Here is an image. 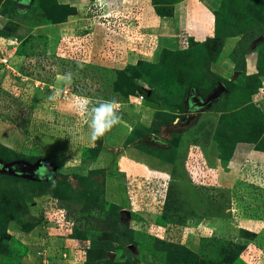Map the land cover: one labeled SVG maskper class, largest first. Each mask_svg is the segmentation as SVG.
<instances>
[{"label": "rangeland", "instance_id": "374dc122", "mask_svg": "<svg viewBox=\"0 0 264 264\" xmlns=\"http://www.w3.org/2000/svg\"><path fill=\"white\" fill-rule=\"evenodd\" d=\"M96 1L100 2L102 8L104 5H112L105 0ZM71 2L74 3L72 0L68 3L59 0H0V30L3 29L5 34L0 32V37L15 36L19 41L15 52L11 51L14 49L13 46L0 41V57L4 55L5 49H9L11 62L14 67H18L21 74L18 77L15 73L14 75L2 73L0 65V163L16 160L36 163L44 159L52 169L51 173L45 171V175L49 177L48 181L45 178L41 181L33 180L0 169V264H63V258L57 254L58 249L53 251L48 243L39 242L40 229L37 228V233H33L35 226L44 224L43 222H50L48 226L57 229L61 234L69 233L67 229H60L57 222L53 221L56 218V211L62 219L72 217L73 221L76 216L79 221L77 225L83 223L85 227L89 224L88 229L97 228L85 232L84 235L85 238L89 237L88 241L93 246L89 252L88 249L86 250L89 258L86 264L112 263L113 261L109 259L111 255L118 260L115 264H166L155 261L159 259L158 255L151 251L154 248L155 237L185 244L194 251L192 264H230L234 255L238 253L239 257L244 256L246 264H264V227H262L263 232L261 231L260 234L253 232L256 235L253 239H249L241 232L245 229V224L242 223L244 220L239 222L245 216L247 218L248 214L264 213V210L259 209V206L263 205L260 204L264 201V194L259 192L260 188H257L261 184L264 185V172L260 173L259 168L264 166L262 165L264 161L256 158H247L244 161L247 164L252 160L249 164V173L252 175L245 173L243 163L244 165L240 166L241 172L237 176L234 175L236 185L228 190L217 183L218 172L208 152L199 151L201 154L199 160L205 162L204 165L199 162L201 170L190 171V180L194 191L199 195L201 202L208 206L209 211L212 210L217 215L222 211L220 218L206 216L203 211L200 212V216L198 214L183 216L177 222L168 221L165 224L159 221L158 215L169 209L168 204L174 196L170 189H175L171 181L161 178L134 179L129 176L128 179L123 180V189L121 185L118 192L125 200L124 206L130 215H125L122 211L125 209L116 210L109 206L108 212L106 206L96 207L91 202L82 205L76 203L87 197L100 201L104 188L103 178L110 173L107 172L109 169L90 168L92 166L90 163L95 159H89L94 154L93 148L98 146L103 151L105 146L102 137L95 140L90 138L89 117L80 110L79 105L85 100L91 105L102 101L99 98L107 99L106 93L109 91L107 88L117 79V75L127 82L130 81L132 88L137 85L141 87L142 91L130 96H135L137 103L135 105L139 107L138 109L150 101L147 92L151 89L155 93L154 99L170 108L164 106L166 110L150 114L145 109L135 112L133 107L124 112L120 105L118 112L122 126L128 129L129 125H134L133 135L136 138L142 134L150 135V138L153 137L151 135L158 134L166 137L171 146L175 144L178 132L183 130L182 126L191 121L193 124L202 112V108L196 110L188 108L189 96L195 92L205 97L210 93L211 88L214 89L218 85L217 78L210 70L227 80L225 82L230 90L203 108V110L207 108L219 110L220 119L216 124L217 131L221 132L219 135L233 134L244 138L250 135L249 129L247 133L245 128L251 120L264 128L263 115L255 107V104L261 107L258 99L264 93V0H234L227 4L232 7L227 9L226 6L225 12L220 13L222 20L217 30L226 29V33L234 38V47L229 50L228 62L231 72L229 78L214 70L216 63L210 62L211 55L206 52V47L200 45V48L194 47L197 49L192 56L193 65H182L180 69L160 63L156 68L151 65H138L141 60L146 59L133 62L127 58V55L126 58L117 55L116 65L119 68L107 66V72L100 70L99 66L103 65L98 64L95 57L91 56L90 59L88 58L89 61L78 57L77 47L71 43L72 39L87 43L88 50L92 54L102 50L107 56L111 55L112 50L114 51L111 48L114 42L111 44L108 39L103 40L106 42V48L111 49L106 50L98 45L97 50H94L92 45L95 42V30L88 29L90 24V22L87 24L88 14L87 18L84 17L85 14L75 15L77 8ZM166 2L174 4L176 0H159L157 5L152 2L158 15L168 16L164 15L168 8ZM115 5H117L116 1ZM114 6L108 10H104V7L99 12L113 14L112 17L115 18L118 8ZM66 21L74 24L75 27L69 30L55 27ZM105 23L107 25L109 22ZM80 27H84V30L81 31ZM108 28L114 31L109 35L116 38L117 51L120 48L127 49L126 46L133 47L135 33L132 30L128 27L127 30L125 27ZM218 35L219 38L222 36L219 32ZM155 43L152 42L151 49L155 48ZM122 45L125 47H121ZM165 49L177 50V45L175 48L159 50L155 58L146 62L156 63ZM246 51H254L251 59L259 62L254 73L246 68L249 57V53L245 55ZM61 57L67 61L63 63V74L67 73L66 75L60 71L62 66L57 64ZM72 59L78 60V63H71L69 60ZM32 68L36 71V77L41 76L43 81L49 80L44 86H39H43V89L34 87L31 80L22 78L31 74ZM123 69L124 76L117 74ZM149 71L154 77L152 87L148 84L152 79L148 74ZM66 76L70 77L67 79V85L73 94L64 93L65 87L61 86L63 83H59L65 80ZM194 83L197 87L188 88L186 93L187 86ZM50 84L53 88H50ZM261 87L263 88L260 89ZM53 95L55 98L50 100L49 97ZM162 133L164 134L161 135ZM145 138L147 140L143 144L145 148L160 149L154 139ZM86 147L92 149L87 151ZM164 154L170 156L172 151H165ZM192 157L198 156L195 153ZM93 169L99 170L91 171ZM253 173L256 178L252 179L248 175L253 176ZM149 179L155 181L152 187L147 185ZM239 189H246L247 192ZM63 191L67 198H57L56 196L63 195ZM175 209L180 210L177 207ZM83 212L88 214L87 221L85 215L81 214ZM106 213H109L107 222H105ZM100 226L102 230H98ZM223 240L244 243L245 246L241 250ZM35 246L38 248L35 249ZM143 248L144 254L141 251ZM161 259L163 260V257Z\"/></svg>", "mask_w": 264, "mask_h": 264}, {"label": "crops", "instance_id": "0c3cea01", "mask_svg": "<svg viewBox=\"0 0 264 264\" xmlns=\"http://www.w3.org/2000/svg\"><path fill=\"white\" fill-rule=\"evenodd\" d=\"M59 1L62 3L69 2V0ZM72 1H74V3H71L77 8V14L75 15L83 16V14H85L84 17L87 18L86 15L88 14L89 19H87V24L90 22V24H88V29L93 28V30H95V42L94 45H92L94 50L98 48V45L106 50L110 48H106V42L103 40L108 39V42L111 44L114 42V46L111 47L114 51L112 50L111 55L109 56H107V53L102 50L98 51L96 54H92L90 53V50H87L84 56H80L84 61H89L91 56L95 57L98 64L103 65L99 66V69H103L105 72H107L106 68L117 66V55H120L122 58H126L127 55L129 60L135 62L139 59H153L156 57L159 50L163 48H175L177 45L176 36L181 30H187L190 34V38L196 41H204L206 38L213 36L215 32V13L220 6V0H182L174 5L172 15L160 16L156 13L151 0H105V2H108L110 5L112 4L111 6H105L107 10L108 8L113 7L114 2L116 1L117 5L114 7L118 8L117 13L119 14L115 13V18H109L108 20L110 22L106 25V19L100 17L101 12H99V10L101 7L97 5L96 0ZM89 11H91V13H89ZM79 26H81V24H79ZM55 27L69 30L71 27L75 26L69 21H66ZM108 27H125V30H127L126 28L128 27V29L132 30L135 33L133 47L126 46L127 49L122 50L120 48L119 51H117L115 42L116 38H114L113 35H109L114 31L110 30ZM80 28L81 31L84 30V27ZM85 29H87V27H85ZM233 39L234 38L231 36L225 39L222 52L219 58L214 62L216 63L214 70L219 72L225 78H229V75H231L228 61L229 50L234 47ZM153 41L156 42L155 48L151 49ZM121 47L125 46L122 45ZM127 50L128 52L131 51V53H128ZM253 52L254 51L249 52V57L246 62V68L251 73L255 72L257 65L256 59H251V55L255 53ZM101 72L102 71L99 73L101 74ZM59 83H63L61 86L65 87L67 86V79H63V81L61 80ZM108 93L109 92L107 91L106 95ZM135 104H137L135 102V96L129 97L127 100L121 102L124 112L125 110H130L131 107H133L132 109L135 110V112L145 109V111L150 112V114L159 110H166L163 106L150 101L146 102L143 107H140V109H138L139 107L137 108ZM219 116L220 113L218 110L209 108L203 110L193 124L190 123L186 127L182 126L183 130H180V133L178 132L176 142L172 146L166 137L162 136V138L158 134H155L160 139L154 140L160 146L159 150H149L145 148L143 146L144 142L147 141L145 137L150 138V135H143V137L140 136L136 138V136L133 135L135 129L134 125H129L128 129L125 126L124 128L121 122L113 126L104 134V136H102L105 150L99 152L96 158L90 163V165L92 164L90 168L109 169L107 172L109 173L110 171L111 173L104 176V192L101 193L100 201L93 203V206H106V209H108L111 204H115L119 206L120 209H125V200L118 192V189L125 178L128 179L129 176L134 179L136 177L161 178L171 181L172 186L175 185V189H170L174 196L172 197L170 204H168L170 208H174V211L181 213L184 217L194 216L195 214L200 216V212L204 211L206 216L214 219L220 218L222 216V211L219 215L215 212L213 213L212 210L209 211L208 206L201 202L199 195L194 191V187L190 180V171L192 172L193 169L201 170L200 163L202 161L199 160V156H201L199 151L208 152L210 160L213 162L215 169L218 172L217 183L219 182L220 186L225 187L228 190H231V188L234 187V175L237 176L241 172L240 166L245 164L244 161L247 158H256L264 161V151L255 149L253 143H239L235 148L232 158L224 164L219 157L217 142L214 140L216 124ZM175 123L173 124L175 125ZM165 128L166 127L164 126V129ZM172 129H174V126ZM166 132H168V129ZM169 150L172 151V154L166 156L164 152ZM195 153L198 157H192ZM204 162L205 161L202 162V165H204ZM241 174L243 175V173ZM149 182L152 185H155V181L149 179ZM245 186L249 188L248 185ZM121 189H123V185L121 186ZM242 191L247 192L246 189H243ZM76 203L82 205L83 203H89V201ZM176 207L180 210H176ZM125 215H128L127 212ZM247 216V218H245V216L244 219H240L239 222L244 220L242 223L245 224V229L260 234L263 230L262 227H264V213H261V215L248 214ZM43 223L44 224H39V227L35 226L33 230V233L36 234L37 228L40 229L41 233L39 235L41 238L39 242L43 241L48 243L50 249L53 251L58 249L57 254L60 255L59 257L63 258V264H84L86 248L90 242L69 237L68 233L61 234L57 229L55 230L53 227L48 226V224H51L50 222ZM71 241H74V243H70ZM88 242L89 244H87ZM31 243L33 244V242ZM32 248L34 247L32 246ZM37 248L38 246L35 249ZM244 263L246 264L245 258L241 255L232 264Z\"/></svg>", "mask_w": 264, "mask_h": 264}, {"label": "trees", "instance_id": "16d2710c", "mask_svg": "<svg viewBox=\"0 0 264 264\" xmlns=\"http://www.w3.org/2000/svg\"><path fill=\"white\" fill-rule=\"evenodd\" d=\"M158 1L159 0H152V2L154 4H156V5L158 4ZM180 1L181 0H176V2L174 4H170L169 2H166L168 4V8H167V11L165 12L164 15H166V14L167 15H172L173 11H174V5L176 3H178V2H180ZM233 1L234 0H220V6L216 10V13H215V32H214L213 36H210V37L206 38L204 41H196V40L190 38V42H189V45H188L187 48H185V49H177V50L165 49L164 51L161 52L159 60L156 63L146 62L147 60H141V62H139L138 65H151L153 68H156L157 64L160 63L161 65H164V66H169V67H172V68L180 69V68H182V65H185V66L193 65L194 57H192V56L195 54V51L197 49V48L194 49V47L200 48V46H202L203 48L206 47L205 48L206 52L211 55L210 56L211 57V61L210 62L211 63L215 62L218 59V57L220 56L221 52H222V49H223L224 43H225V39L230 36L229 34L226 33V29H220L219 31L217 30L218 27L220 26L219 22H220V20H222V16H221L220 13L225 12L224 8L227 6V4L232 3ZM229 7H232V5L231 6H227V9ZM155 8H156V10H158L157 7H155ZM0 32L2 34H4L3 29H1ZM218 32H219V34L222 35V36H220L221 39L219 38ZM193 51H194V53H193ZM249 52L246 51L245 55L248 54ZM23 55H25V54H23ZM257 60H258V58H257ZM257 65L259 66V62L258 61H257ZM151 71L148 72V74L150 76H151ZM210 71L217 78V82L219 83L221 81L226 86L227 91H228L229 87L226 84L227 82H225L227 80H224L223 77L217 75L212 70H210ZM124 73H125L124 69L122 71H118L117 72V74H121L122 76H124ZM156 73L158 74V70H156ZM128 78H131V77H128ZM151 78H152L151 79V83H148V84L152 87V85L154 84L153 75L151 76ZM47 81H49V80H47ZM169 83H171V82H169ZM110 85L108 86V88H109L108 92L110 93V95L108 93L106 98L109 99V100H114V101H121L122 102L124 100H127L131 95H135V93L137 91H142V89H141V87L139 85L134 86L132 88L133 85H131L130 81L127 82V80L121 79L120 77H118V75H117V79L114 80V82L112 84L110 83ZM216 85L217 84H215V86ZM170 87L172 88V86H170ZM196 87H197L196 83L188 85L187 88H186V93H187L188 88L189 89H193V88L195 89ZM258 88H259V86H258ZM258 88H257V90H258ZM212 90H213V88L210 89V92ZM147 94H149L150 101H152L154 103H157V104H159L161 106L163 105V107L165 106V107L169 108V106H167L166 104L161 103V102H159V101L154 99L155 93H154L153 89L149 90L147 92ZM113 95H115V96H113ZM255 107L263 115L262 117L264 118V111L261 109V107L257 106L256 104H255ZM262 121H264V120H262ZM262 124H264V122ZM247 125L248 126H246L247 128H245L246 129L245 132L248 133V129H249L250 135H247L244 138H241L239 136H234L233 134L232 135H224L222 133V135H219V134H221V132L217 131V129H216L215 134H214V140L217 142V147L219 149V157L222 160V162H224V164H226L232 158V155H233V153L235 151V147H236L235 144L237 142L239 143V141L242 142V143L243 142L255 143V147H256L257 150L264 151V128H262V125L261 126L257 125L252 120ZM145 131H146V128H145ZM97 147L93 148L94 154H93L92 157H89V159L96 158V156L99 154L101 149L99 147L98 148ZM91 149L92 148L86 147L87 151H90ZM97 170H99V169H93L91 171H97ZM43 179H41V180H43ZM41 180H38V181H41ZM48 180L49 179H47V181ZM262 187L260 186V187H257V188H260L259 192H263V194H264V187L263 188ZM102 192H104V188H103ZM62 194L63 195H58L57 194L58 196H56V197L60 198V199H66L67 197H66V195H64L65 192L62 193ZM81 201H83V202L84 201H89L91 203H96V202L99 201V199H89L87 197V198L82 199ZM81 201H79V202H81ZM260 205H262V206H259V208L264 210V201ZM110 207H113L116 210L117 209L120 210V207L115 205V204H111ZM107 211L109 212V209H107ZM84 213L85 212H83L81 214H84ZM108 214L109 213H106V215H105L106 216L105 222H107L106 220L108 218ZM84 215H85L84 217H86V221H87L88 220V214L86 213ZM92 216H94V215H92ZM182 217H183V215L181 213H179L177 211H174L170 207H169V209L161 212L158 215V219H160L159 221H162L165 224L168 221L177 222L178 220H181ZM95 218H94V221H95ZM159 225H163V224H159ZM34 226L35 225H33V227ZM88 227H89V224H87V227H85V224H83V223L75 225L73 227V229L71 231H69V233H68L69 237L78 238V239H81L83 241H88L89 237H87V238L84 237L85 232H88L89 230H93L94 231V230L97 229V228L96 229H94V228L88 229ZM99 228H98V230H102L101 226ZM241 232L243 233V236H245V237H247L249 239H253V237L256 235L255 233H253L251 231H248V230H245V229H242ZM154 241H155L154 242V246H153L154 248H152L151 251H153L154 254L158 255L157 257L159 259H155L156 262L157 261L158 262L162 261V262H164L166 264H186V263L187 264H192V262H191L192 261V257L195 256L194 253H193L194 251L190 250L189 247H187L185 244L173 243V242H171L169 240L160 239L159 237H155ZM224 242H229L230 246L239 247V248H241V250L245 246L244 243H240V242H238V243H235V242L233 243L231 241H224ZM92 247L93 246H91L89 244V246H87L86 250L88 249V252H89V250ZM144 250H145L144 248L141 250L143 252V254L145 253ZM161 257H163V260L161 259ZM238 257H239V253L234 255V257L230 261L231 262L230 264H232ZM88 260H89V258H88L87 251H86V257H85L84 264H86V262H88ZM122 260H124V259H122ZM116 262H118V260Z\"/></svg>", "mask_w": 264, "mask_h": 264}, {"label": "built area", "instance_id": "2783aa9c", "mask_svg": "<svg viewBox=\"0 0 264 264\" xmlns=\"http://www.w3.org/2000/svg\"><path fill=\"white\" fill-rule=\"evenodd\" d=\"M97 5L100 7V2L99 1L97 2ZM105 6L106 5H104V7ZM103 8H102V5H101V9L102 10H103ZM104 10H107L106 7L104 8ZM112 15L113 14H104V13H101L100 14V17L106 19V21L108 23V22H110L108 19L111 18ZM102 23H104V22H102ZM0 39H1L0 41H2V42L5 41L7 43V45L13 46L14 49H12L11 51L12 52H15L16 46L19 43L17 37H15V36H9V37L6 38L5 36H3V37H0ZM176 41H177L176 42L177 49H185V48H187L188 45H189V42H190V34H189V32L187 30H181L177 34V36H176ZM71 43L74 46L77 47V52L79 54L78 57L85 55V53L88 50V44L87 43H83V42H79V41L77 42V39L75 40L74 38L72 39V42ZM8 53H9V49H5L4 55H2L0 57V65L2 67L1 72L2 73H5V74L6 73L7 74L8 73H12V75H14V73H15V76L20 77L21 74L19 73L18 67H14L13 66V64H12L13 62H11V59H10V56L11 55H10V53L9 54ZM69 61L71 63H74V64H76L78 62V60H74V59L69 60ZM65 62H67V61L65 59H63L62 57L60 58V60L57 61V64L58 65L60 64L62 66V69H60V71H62V74H63V66H64L63 63H65ZM66 74H63V75H66ZM29 75H24V76H22V78L24 80H27V81L28 80H31L33 82L34 87H37V88H40V89H43L44 88L43 86L47 82V80L46 81H43L44 79L41 76L40 77H36L35 75H37V74H36V71L33 68H32V73L31 74L29 73ZM27 76H29V77H27ZM41 85H43V86L42 87H39ZM263 87H261L260 89H262ZM50 88H53L52 85L50 86ZM64 93H68V94L71 93V94H73L72 91H71V88H69L68 85L65 86ZM65 95H67V94H65ZM99 99L100 100H107L105 98H99ZM258 100L260 102L259 105L262 107V110L264 111V93L262 94V97L260 99H258ZM111 101H114V100H111ZM114 102L117 105V110H119L121 108V106H120L121 105V101H114ZM251 163H252V160L248 161V163L245 164V172H247V174H250V175H252L251 173H249V164H251ZM262 165H264V164H262ZM259 168H260V173L261 172H264V166H260ZM250 175H248V176L251 177L252 179L253 178H256L254 176L255 175L254 173H253V176H250ZM147 185H150L151 187L153 186L149 181H147ZM260 186H264V185L261 184ZM54 200H56V199H54ZM55 216H56V218H54L53 221L55 220V222H57L58 227L60 229H64V230L67 229L68 231H71L73 229V227L75 225H77V223H78V219L76 218V216H75V219L73 221H72V217H71V219H62V216L59 215L58 211L55 212ZM53 221L51 220V222H53Z\"/></svg>", "mask_w": 264, "mask_h": 264}, {"label": "water", "instance_id": "95a60500", "mask_svg": "<svg viewBox=\"0 0 264 264\" xmlns=\"http://www.w3.org/2000/svg\"><path fill=\"white\" fill-rule=\"evenodd\" d=\"M226 91H227L226 86L222 82H219L218 85L203 99H197V96H195L194 99L196 101L193 102L194 103L193 106L197 107V109L202 108L203 111V108L209 106L213 101L219 99L222 96V94ZM191 122H188L187 125H185L184 127L188 126ZM151 136H153L151 138L154 140H160L156 135H151ZM0 169H2L5 172L27 177L33 180H41L43 178L49 179V177L45 175L46 174L45 171L50 173L52 172L50 165L44 159H40L36 163L21 161V160H16L5 164L0 163ZM122 211L126 213L127 210H122ZM127 214L129 215L128 211Z\"/></svg>", "mask_w": 264, "mask_h": 264}, {"label": "clouds", "instance_id": "9594fccd", "mask_svg": "<svg viewBox=\"0 0 264 264\" xmlns=\"http://www.w3.org/2000/svg\"><path fill=\"white\" fill-rule=\"evenodd\" d=\"M70 79V77H65ZM50 96L49 99H54ZM79 108L88 117V128L90 138L95 140L109 131L113 126L121 122V116L117 110V105L111 100H102L89 105L88 101H82Z\"/></svg>", "mask_w": 264, "mask_h": 264}, {"label": "flooded vegetation", "instance_id": "af4514ba", "mask_svg": "<svg viewBox=\"0 0 264 264\" xmlns=\"http://www.w3.org/2000/svg\"><path fill=\"white\" fill-rule=\"evenodd\" d=\"M197 96V99H203L204 98V95H202L201 93H195V92H192V95L189 96V101H187V106L188 108L192 109V110H196L197 107L193 106V102H195L196 100L194 99V97ZM130 215V214H129ZM109 254H111V252H109ZM115 254V253H113ZM145 258V257H144ZM109 259L112 260L113 262L112 263H108V264H115V262L117 261L113 255L109 256ZM143 262V261H142ZM139 263V262H138ZM149 264V263H147Z\"/></svg>", "mask_w": 264, "mask_h": 264}]
</instances>
